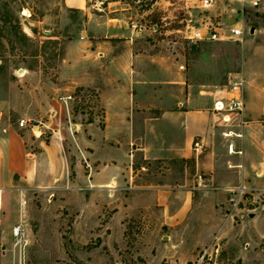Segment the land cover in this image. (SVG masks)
I'll return each instance as SVG.
<instances>
[{"label": "rangeland", "instance_id": "1", "mask_svg": "<svg viewBox=\"0 0 264 264\" xmlns=\"http://www.w3.org/2000/svg\"><path fill=\"white\" fill-rule=\"evenodd\" d=\"M250 1L216 0L203 11L221 27L227 17H234L243 30L240 38L191 42L178 30L186 14L194 19L202 15L196 0H118L106 5L100 0H0V110L11 106L13 125L22 118L24 90L31 86L35 90L29 94L38 95L44 78L55 80L58 64L78 50L70 41L110 24L117 34L136 36L143 67L151 68V77L159 81L170 78L175 63H183L186 72L210 84L211 90L229 94L231 82L237 81L243 109L227 113L253 126L259 147L255 156L261 159L257 168L263 171L255 177L258 184L245 181L255 190L244 202L233 205L226 196L210 209H196L185 234L168 236L166 225L154 218L161 215L158 206L112 218L114 209L102 206L101 200L94 203L86 190L6 188L0 264H264V0L258 6ZM23 9L29 17L21 14ZM68 93L73 115L101 119L94 90L74 88ZM249 210H256L253 219ZM215 214L221 217L220 228L204 233L206 221L214 223ZM17 225L21 232L15 236Z\"/></svg>", "mask_w": 264, "mask_h": 264}, {"label": "crops", "instance_id": "2", "mask_svg": "<svg viewBox=\"0 0 264 264\" xmlns=\"http://www.w3.org/2000/svg\"><path fill=\"white\" fill-rule=\"evenodd\" d=\"M108 25L73 38L78 50L58 64L55 80L44 78L38 95L24 90L19 114L37 126L13 125L11 106H2L0 187L86 190L94 203L114 209L112 218L158 206L154 218L167 236L185 234L196 209L225 201L226 187L259 183L254 128L233 114L224 120L213 104L229 94L197 81L183 63L173 64L166 81L151 77L136 36ZM74 88L97 93L101 119L71 113L60 97ZM227 131L237 135L223 136ZM229 144L237 152L230 154ZM214 216L204 233L220 228Z\"/></svg>", "mask_w": 264, "mask_h": 264}, {"label": "built area", "instance_id": "3", "mask_svg": "<svg viewBox=\"0 0 264 264\" xmlns=\"http://www.w3.org/2000/svg\"><path fill=\"white\" fill-rule=\"evenodd\" d=\"M216 0H196L194 6L199 9L202 13L200 17H196L194 19L190 13L186 14L184 17V26L181 30H178L183 33L184 38L191 41V42H198V41H224L230 39H238L242 36L243 30L237 22L230 23V17H227V21L223 23L224 27H221V22H213L210 16L203 14L204 10H208L209 7H213ZM252 6H258L261 3V0H251L250 1ZM23 16L29 17L30 12L28 10L23 9L21 11ZM182 68V66H180ZM238 82L233 81L231 82V87L229 89V96L224 99H218L214 101L213 107L216 111L222 113V117L224 120H229L230 113L227 112H240L243 109V101L237 95L236 88L238 87ZM67 103L70 102L72 99V95L68 94L64 97H60ZM228 118V119H225ZM20 126H27L33 128L37 126V124L33 123L32 120L27 119H20L19 121ZM231 135H237L232 131H227L223 133V136L229 137ZM197 146V145H196ZM228 152L230 154L235 153L233 144L228 145ZM240 152V151H238ZM88 166V165H87ZM260 173V174H258ZM91 174V170L88 167V175ZM261 171L257 172V176L262 175ZM227 193V200L228 202L232 203L233 205H237L240 202H244V197L246 194L253 195L252 191L255 190L253 186H249L248 184H238L226 187ZM4 188L0 187V219L3 216L4 209H3V196ZM262 194L264 195V188ZM255 201V199H254ZM256 210H249L247 212H255ZM21 226L17 225L13 228V234L16 236L20 234Z\"/></svg>", "mask_w": 264, "mask_h": 264}, {"label": "trees", "instance_id": "4", "mask_svg": "<svg viewBox=\"0 0 264 264\" xmlns=\"http://www.w3.org/2000/svg\"><path fill=\"white\" fill-rule=\"evenodd\" d=\"M102 1V5H106L108 2L110 1H118V0H100ZM133 2L138 1L139 3H141L143 0H132ZM88 120H91V118H88Z\"/></svg>", "mask_w": 264, "mask_h": 264}, {"label": "water", "instance_id": "5", "mask_svg": "<svg viewBox=\"0 0 264 264\" xmlns=\"http://www.w3.org/2000/svg\"><path fill=\"white\" fill-rule=\"evenodd\" d=\"M235 22H236V19L234 17H232L230 19V23L232 24V23H235ZM82 33H84V32H82ZM255 214H256V211L255 212H250V213H248V216L249 217H253Z\"/></svg>", "mask_w": 264, "mask_h": 264}]
</instances>
